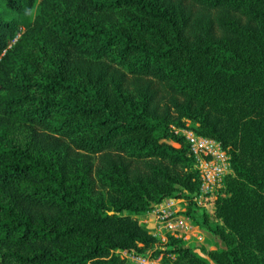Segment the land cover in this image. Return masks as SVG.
I'll list each match as a JSON object with an SVG mask.
<instances>
[{"label": "trees", "instance_id": "trees-1", "mask_svg": "<svg viewBox=\"0 0 264 264\" xmlns=\"http://www.w3.org/2000/svg\"><path fill=\"white\" fill-rule=\"evenodd\" d=\"M176 129L230 157L214 214ZM186 199L224 249L140 222ZM264 264V0H0V264Z\"/></svg>", "mask_w": 264, "mask_h": 264}, {"label": "built area", "instance_id": "built-area-1", "mask_svg": "<svg viewBox=\"0 0 264 264\" xmlns=\"http://www.w3.org/2000/svg\"><path fill=\"white\" fill-rule=\"evenodd\" d=\"M183 136L190 148V154L194 157L196 169L199 172L201 186L199 193L192 201L198 209L214 214L216 202L219 196H224V180L232 174L230 157L216 140L197 135L193 130L176 129ZM186 199H166L146 215H151L152 220L143 221L152 235L166 243L168 236L189 241L195 237L202 240L200 234H196L192 218L187 216ZM142 221V220H141ZM129 264H158L157 260L140 257L134 253H124Z\"/></svg>", "mask_w": 264, "mask_h": 264}, {"label": "rangeland", "instance_id": "rangeland-1", "mask_svg": "<svg viewBox=\"0 0 264 264\" xmlns=\"http://www.w3.org/2000/svg\"><path fill=\"white\" fill-rule=\"evenodd\" d=\"M145 220L144 216L140 217V220ZM151 222V221H150ZM147 225V224H146ZM149 227V225H147ZM194 231L196 234H200L202 236V240L199 241L197 238L193 237L189 241H185L187 245L194 247L198 252L203 253L204 251H209L211 249L222 250L225 248L224 244L211 233L202 229L200 226L193 223ZM129 264L128 260L126 259ZM158 264H161L160 259L157 260Z\"/></svg>", "mask_w": 264, "mask_h": 264}, {"label": "crops", "instance_id": "crops-1", "mask_svg": "<svg viewBox=\"0 0 264 264\" xmlns=\"http://www.w3.org/2000/svg\"><path fill=\"white\" fill-rule=\"evenodd\" d=\"M144 219H145V220L142 219V221L140 220V222H143V221H150V220H152V217H151V215H144ZM151 225H152V224H151ZM151 225H149V226H151Z\"/></svg>", "mask_w": 264, "mask_h": 264}, {"label": "water", "instance_id": "water-1", "mask_svg": "<svg viewBox=\"0 0 264 264\" xmlns=\"http://www.w3.org/2000/svg\"><path fill=\"white\" fill-rule=\"evenodd\" d=\"M154 207V205L152 206V208Z\"/></svg>", "mask_w": 264, "mask_h": 264}]
</instances>
